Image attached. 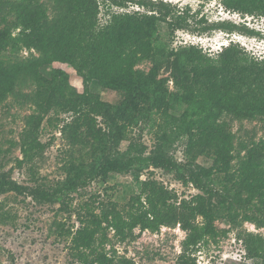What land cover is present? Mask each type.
<instances>
[{"label": "trees", "instance_id": "trees-1", "mask_svg": "<svg viewBox=\"0 0 264 264\" xmlns=\"http://www.w3.org/2000/svg\"><path fill=\"white\" fill-rule=\"evenodd\" d=\"M129 2L149 12H113L101 25L100 0H0V104L20 95L34 107L25 118L20 143L28 161L44 147L38 131L45 116L51 110L72 114L62 127L71 150L62 165L64 178L29 185L2 172L0 194L15 192L72 213L74 193L84 194L92 181L150 167L174 173L200 191L178 202L173 190L150 178L131 196L128 208L117 201L103 203L100 213L92 205L81 206L84 212L75 233L64 226L60 230L63 222L57 224L60 234L71 238V255L82 264H135L95 244L101 233L107 239V228L125 240L134 236L136 227L156 231L180 224L187 236L179 257L186 259L191 247L219 234L217 220L264 226V136L240 141L236 152L232 128L235 121L264 124V56L234 41L216 54L195 44L169 50L158 37L161 24L169 23L172 32L187 28L185 8L180 11L177 4L164 0H110V5L126 7ZM221 2L243 15L264 16V0ZM208 28L259 33L225 19ZM23 48L29 49L28 55H20ZM147 61L153 64L149 70L137 68ZM55 62L77 71L83 91L64 69L52 66ZM163 63L171 68L168 77H160ZM91 81L120 92L122 100L102 99L91 91ZM146 126H156L154 154H147L146 145L131 136L135 127ZM180 139L186 142V161L173 154ZM123 141H129L125 150ZM199 157L213 159L212 164L199 163ZM240 237L254 264H264V237L252 232Z\"/></svg>", "mask_w": 264, "mask_h": 264}, {"label": "rangeland", "instance_id": "rangeland-1", "mask_svg": "<svg viewBox=\"0 0 264 264\" xmlns=\"http://www.w3.org/2000/svg\"><path fill=\"white\" fill-rule=\"evenodd\" d=\"M185 8V16L189 26L171 31L169 23L163 22L158 37L165 42L169 50H179L190 44L201 47L205 52L216 54L231 43L232 39L253 55L264 56V16L243 15L227 9L221 0H164ZM99 24H106L113 12L136 11L149 12L146 7L136 2H129L126 7L110 5V0H100ZM229 20L236 24H245L258 31V34H247L235 30L227 32L223 29H209L214 22ZM14 34L18 30L13 31ZM32 52L36 51L31 49ZM23 48L20 55L29 54ZM147 61L137 66L144 70L152 67ZM54 68H62L69 74L71 83L79 91H83L82 77L69 64L55 62ZM171 68L163 63L160 77L171 75ZM174 89L173 81H169ZM91 91L98 92L102 99L119 103L123 95L111 89H102L97 81L89 84ZM29 92V89H24ZM30 100L23 96H9L0 104V173L6 172L9 177L21 184H35L36 181L50 182L64 178L62 165L70 157V144L62 133V127L71 119V113L51 110L43 119L38 131V138L44 144L32 160L28 161L22 151L25 133V118L33 112ZM233 131L236 134V152L241 147L240 141L250 143L252 139L264 136V124L259 121H235ZM132 138L139 139L147 147V154H154L156 126L135 127L131 131ZM185 140L176 143L173 154L179 161H186ZM129 141H123L121 149L125 150ZM245 151L241 153L244 154ZM213 159L199 157L198 162L212 164ZM237 160H235L236 162ZM155 178L167 188L173 190L182 199H191L200 191L193 184H183L174 173L162 168L150 167L143 171L131 170L126 174H111L106 180L92 181L84 194L74 193L72 213L59 211V204H39L32 197L19 195L15 192L0 194V264H82L71 255V238L61 235L58 230L71 229L73 233L80 227V217L84 209L81 206L92 205L96 213H100L103 203L117 201L122 208H128L132 195L139 193L144 180ZM200 223L203 221L198 218ZM219 234L207 236L197 246L191 247L186 259L179 256L183 251L182 242L187 232L180 224L175 227L162 226L160 230L134 229V236L120 240L112 228L105 230L107 239L101 234L95 244L105 248L109 254L117 258L127 257L135 264H254L247 255L243 237L247 232L260 234L264 237V226L255 222L244 221L239 226L220 219L215 222ZM105 226V223L103 224ZM229 229L223 235V230ZM103 241V242H102Z\"/></svg>", "mask_w": 264, "mask_h": 264}, {"label": "clouds", "instance_id": "clouds-1", "mask_svg": "<svg viewBox=\"0 0 264 264\" xmlns=\"http://www.w3.org/2000/svg\"><path fill=\"white\" fill-rule=\"evenodd\" d=\"M232 41H233V39H232Z\"/></svg>", "mask_w": 264, "mask_h": 264}]
</instances>
